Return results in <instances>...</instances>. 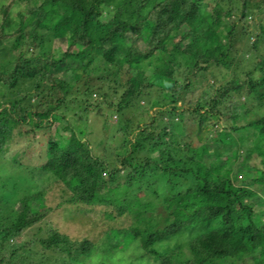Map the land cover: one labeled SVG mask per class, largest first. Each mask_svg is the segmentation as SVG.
Listing matches in <instances>:
<instances>
[{"label":"trees","instance_id":"trees-1","mask_svg":"<svg viewBox=\"0 0 264 264\" xmlns=\"http://www.w3.org/2000/svg\"><path fill=\"white\" fill-rule=\"evenodd\" d=\"M22 1L30 6V23L21 12L12 42L1 25L0 156L15 129L30 136L28 145L39 130L48 131L45 162L37 169L63 183L66 195L57 206L74 217L98 209L107 218L132 213L134 220L107 227L98 240L57 227L44 231L40 225L54 206L43 202L47 187L33 177L22 196L12 191L17 185L0 191V264H79L99 238L104 251L138 239L158 264H264V220L255 209L264 177L258 188L237 183L228 167L243 156L240 164L250 172L256 152L264 173V113L258 111L264 107V23L257 20L264 0H228V8L226 0ZM1 10L8 15L6 5ZM240 36L248 40L243 53ZM60 37L68 48L56 52L53 41ZM61 65L54 75L51 69ZM213 65L231 76L220 82ZM92 107L103 120L105 110L122 114L121 143L103 147L102 155L87 137ZM69 111L86 125L76 126ZM222 116L233 124L219 132L223 146L211 148L213 138L199 134L207 118ZM188 122L196 123L198 144L185 139Z\"/></svg>","mask_w":264,"mask_h":264},{"label":"rangeland","instance_id":"rangeland-1","mask_svg":"<svg viewBox=\"0 0 264 264\" xmlns=\"http://www.w3.org/2000/svg\"><path fill=\"white\" fill-rule=\"evenodd\" d=\"M215 4V2H214ZM213 4V5H214ZM2 5H6L8 7V15H5L1 7ZM212 4L210 6H213ZM231 4L228 0L225 1L223 4L224 7L228 8ZM29 8L27 3L22 0H0V35L3 31L2 24L5 23L4 31L7 32V38L12 42L13 37L16 35L13 31V26L16 22L20 21L19 14L22 12L27 17V23L29 24ZM211 8V7H209ZM225 8V9H226ZM257 20L264 23V11L260 12L257 15ZM235 17H232L234 21ZM8 21V23L6 22ZM222 22V21H221ZM220 22V23H221ZM255 21L253 18H249L248 25L249 29H254ZM29 28V27H27ZM12 31V32H11ZM12 33V34H11ZM253 35V34H252ZM255 35V34H254ZM255 37V36H254ZM254 37L251 38V41H254ZM247 37L240 36L237 42V46L240 48V52H246L249 50V46H247ZM139 45L143 47V41L139 42ZM53 47L55 51H65L68 48V40L66 37L56 38L53 41ZM17 51V50H16ZM64 70V65H61L59 68H52L51 72L55 74H59ZM212 70L214 71V75H216V79L220 82L227 80L231 75L228 74V70L221 66H212ZM181 73V80L183 81L184 76L183 72ZM230 73V72H229ZM180 76V77H181ZM226 78V79H225ZM49 84V83H48ZM156 97V94L153 95ZM191 97V93H188V96L184 100H189ZM193 97V96H192ZM36 98V97H35ZM242 99L244 97L242 96ZM180 99L178 102L179 105L182 107H187V101ZM145 103V102H141ZM146 104V103H145ZM106 106V105H105ZM104 106V107H105ZM163 106V105H162ZM158 107V106H157ZM157 108H153L152 112L155 113ZM259 113H264V107L259 108ZM108 112V113H107ZM106 116L103 120L102 116L97 114V108L92 107L89 113V120L87 127L91 129L92 133L88 134L87 137L91 141V146L93 147L94 153L97 155L103 154V147L109 150L115 149L121 143L119 136L116 135V130L119 125V117L121 119V113H115L114 110H105ZM126 115V114H125ZM68 117L72 120V122L76 126H85L86 123L76 115H74V111L68 112ZM140 117V116H139ZM139 117L135 118V121L141 120ZM191 120V119H190ZM103 121L105 127H103ZM209 121V122H208ZM208 124H205V128L203 129L200 137H205L208 135V138H213L211 141V148L215 146H223L222 143L219 141V132L222 129H229L231 127L232 120H226L222 117L217 118H207ZM188 126L185 127V139L187 141H191L193 144H198L199 139L197 138V134L195 133L196 123L188 122ZM61 124V123H60ZM63 124V123H62ZM59 126V123H56L52 130ZM76 128H84V127H76ZM14 135L12 136L9 146L7 147L8 150L6 151L5 156H0V191H9V188L14 187L15 185L18 186L16 189H12V191L17 192L19 196H22L24 192L27 191V188L34 185V180L37 181L39 186L47 187V194L46 199L43 201L46 205L54 206V210L49 213L47 217V221H43L40 227H43V230L46 231L47 227H57L60 231L68 233L73 238H89L98 240L97 235L99 237L102 236V232L109 226L115 227H126L132 224L134 220V214L126 213L120 217H113L107 218L106 216L102 215V211L99 210H92L85 213H79L75 217L72 215L71 212H67L63 206L58 207V203L62 201V187L63 183L56 182L53 179V175L49 172H44L43 170L37 169V166L41 165L45 162V148L46 142L48 139V131L39 130L35 133L36 141L32 142L28 145L30 136L28 134H18V129L14 130ZM197 131V130H196ZM52 134L56 135V131L54 130ZM121 134V133H119ZM116 135V136H115ZM98 138H102L103 142L99 143ZM207 138V139H208ZM101 139V140H102ZM206 139V138H205ZM100 145V146H99ZM214 157L211 155L205 156V159L209 162L211 158ZM105 158H109L106 156ZM243 156L239 157L237 160H232L231 163L228 164L229 168L233 169V173L236 175V182L237 183H244V184H254L253 186L258 188V180L264 177L263 173V165L261 163V156L256 152L252 153L251 157L249 158L248 162L254 166L253 170L250 172L244 168L240 163L242 161ZM221 163H226L225 158L221 159ZM118 166L121 167V164L117 162ZM29 171H32L30 173ZM126 168L122 170L119 179L122 184L119 192L125 194V187L123 182L125 180V173ZM34 177V180H33ZM42 178H46L44 182L41 181ZM19 181V184H18ZM108 189V188H107ZM106 189V190H107ZM261 194L263 193V189H260ZM65 193V192H64ZM143 194V193H142ZM141 194V195H142ZM264 194V193H263ZM14 208L20 209L22 208V203L20 200H15ZM106 208L105 206H100L99 209ZM257 213L263 216L264 220V196H261L258 199L257 205L255 206ZM111 210V209H110ZM97 220V224L95 225V220ZM262 220V221H263ZM39 227V226H38ZM26 230V234L29 233ZM26 235V237H29ZM97 238V239H96ZM97 242L98 247L95 249L93 254L89 257L83 258L79 264H158L157 260L154 258L153 255L148 254L142 247L137 239L128 245L127 247L118 248L115 251H104L103 244L104 240L100 239ZM25 239L24 236L18 238V240Z\"/></svg>","mask_w":264,"mask_h":264}]
</instances>
